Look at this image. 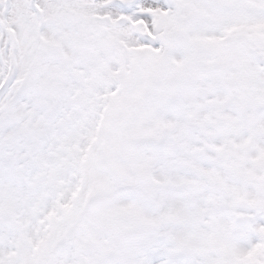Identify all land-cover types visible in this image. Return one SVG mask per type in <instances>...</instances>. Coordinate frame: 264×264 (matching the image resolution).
<instances>
[{
    "label": "snow or ice",
    "instance_id": "snow-or-ice-1",
    "mask_svg": "<svg viewBox=\"0 0 264 264\" xmlns=\"http://www.w3.org/2000/svg\"><path fill=\"white\" fill-rule=\"evenodd\" d=\"M0 264H264V0H0Z\"/></svg>",
    "mask_w": 264,
    "mask_h": 264
}]
</instances>
